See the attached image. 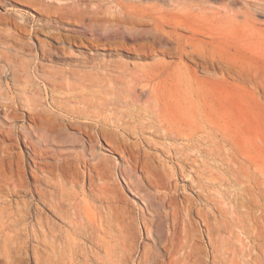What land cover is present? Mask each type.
Returning <instances> with one entry per match:
<instances>
[{
  "label": "bare ground",
  "instance_id": "6f19581e",
  "mask_svg": "<svg viewBox=\"0 0 264 264\" xmlns=\"http://www.w3.org/2000/svg\"><path fill=\"white\" fill-rule=\"evenodd\" d=\"M25 1L34 6L53 8L51 17L71 26H84L85 19L92 21L99 19L100 15L108 14L118 16L123 23L137 27L141 38H151L153 43L167 44L168 39L172 38L163 28L164 24L170 25L165 18H148L139 13L135 6L129 5L128 8V4L120 0ZM145 1L152 2L154 9L158 7V1L166 2L178 12H189L194 18L207 20L208 26H199L192 21L171 22L174 33L179 27L191 33L188 41H182L179 37L173 39L180 60L183 56L199 60L195 61V66L200 67L209 77L219 74L222 78L226 75L235 80H247L251 69L248 64H243V58L254 51V44L228 42L224 40L222 32L227 30L234 34H250L260 37L263 41L260 43L264 44V29L258 27L261 24L256 18L264 16V0ZM125 5L128 9L124 8ZM112 20L102 18L100 21L104 23L103 26H107ZM15 27L26 31L23 26L16 24ZM107 30L108 27H104V34ZM52 32L55 30L52 29ZM47 36L57 42L56 48L64 46V43L75 45L78 39L77 36L74 38L71 34L61 33ZM197 36L207 40L202 41ZM37 41L45 45L42 38H37ZM186 47H191V50ZM60 50L66 54L65 49ZM1 57L6 65L0 66V80L12 82L17 92H10L8 85L3 89L0 84V264H23L30 257L34 264H205L208 252L205 244L201 246L198 243L202 235L207 238L210 246L212 263L222 264L221 255L226 240L236 238L239 234L254 243L248 252L247 263L264 264V190L260 189L264 182V166H260L262 169L258 167L263 178L261 181L256 177L257 172L254 174L250 171L253 166L251 162H241L240 166L238 160L225 161L226 153L223 149L226 145L231 150V156L242 149L234 135L226 127L223 128L228 123L220 117L215 104L207 98L211 82L204 88L202 83L181 80L178 82V86L182 87L181 93L164 99V107L156 114L158 120L154 130L161 131L163 142L152 145L169 158L173 167L169 175L166 164L161 163L163 174L157 175L154 173L155 168L144 157L145 153H141L139 144H129L116 132L120 129L125 134L138 136L149 143L139 132H143L144 128L151 129L152 126L142 124L130 127L124 123H110L105 114L109 103L107 65L102 66L99 79L92 73L96 67L91 66L93 59L88 55L76 64H66L64 68L46 67L39 63L32 68L30 64L18 63V60L6 54L2 53ZM30 68L37 79H41V83L50 85L53 90L59 87L57 78L65 81L70 76L89 82V88L100 87V105L105 113L102 110L98 114L94 112L92 104L93 111L88 107L86 110L64 109L62 116H55L44 105L33 81L30 84H18L19 72L27 73ZM61 137L67 139L65 143L68 145L63 147L67 151L66 156L62 155L58 145ZM98 138L114 153L121 155L124 161L121 169L129 186L144 191L143 186L146 185L155 191L144 194L147 200L146 211L152 216L149 220L143 218L146 235L153 236V248L142 246L140 249L136 233L131 227L132 217L128 212L122 211L123 215L118 214L116 218L112 214V218L109 216V201L106 203L109 207H105L104 213L87 211L79 195L76 196L77 192L70 189V186L66 188L67 184L71 187L80 185L76 178L79 165L88 166L85 169L89 186H92L95 178H110L112 172L104 159L97 160L93 155L88 159L85 155L86 145L92 148ZM172 140H180V143L174 144ZM15 148L18 150L15 151ZM50 159L53 162L48 161ZM209 161L216 170L211 169ZM220 163L227 167L226 177L223 171H219ZM136 171L142 175L137 173V176ZM27 174L32 176V180H28ZM174 177L187 182L194 196L185 195V186H178L173 181ZM226 182L231 187H238L234 190L229 187L226 191L222 188ZM237 189L242 193H238ZM228 200L229 205L225 202ZM252 203L258 208H252ZM56 220L64 223L66 228L58 226ZM198 220L204 228L203 232L193 227L197 226ZM112 226H116L117 232L114 234L110 232ZM157 249L163 250L165 255L158 253ZM253 251L255 255H252ZM231 261L232 264L236 263Z\"/></svg>",
  "mask_w": 264,
  "mask_h": 264
},
{
  "label": "rangeland",
  "instance_id": "374dc122",
  "mask_svg": "<svg viewBox=\"0 0 264 264\" xmlns=\"http://www.w3.org/2000/svg\"><path fill=\"white\" fill-rule=\"evenodd\" d=\"M44 2L49 3L48 0H45ZM120 2L128 4V8L130 6H135L139 13H142V15L147 16L148 18H151L152 16H155V18H165V20L170 22V25L164 24L163 28L172 36V38L168 39L167 44L160 45L153 43L151 38H141L138 34L137 27L127 25V23H123L121 19L119 20L118 16L112 17L108 14L100 15L99 19L92 21L85 19L84 26H71L66 23L57 22L58 20L55 21L54 17H51L54 11L51 7L34 6L33 4L26 3L25 0H1L0 17L2 18H0V22L2 20V24H0V66L6 65V61L1 57L2 53L6 54L9 58L14 57L18 60V63L30 64L32 68L33 65L38 63L46 67L55 66L56 68H61L68 63L73 62L72 64H76L83 56L88 55L93 59L91 66L96 67V70L94 69L92 73L96 74L100 79L99 76L102 71V66L107 65L106 73L109 77V86L107 84V97L109 98V103L107 107L108 111L106 113L104 112V109H101L102 107L100 105V95H102L101 88L96 86L89 88V82L85 80H79L71 76L68 79H65V81L64 79L57 78L59 87H57L56 90H53L50 85L41 83V79H37L33 69L30 68L27 73L19 72L20 77L18 79V84L25 85L30 84V82L33 81L36 90L40 92L42 96V100L45 103L44 105L52 111L55 116H62L64 114V109L86 110L88 107L89 110L92 111L95 109L94 112L97 114L102 110L101 112H104L109 117L110 123H124L130 127L149 124L152 126L151 129L144 128L143 132H139V134L141 133V137L148 140L149 143L141 140L138 136L125 134L121 132L122 130L120 129L116 130V132L129 144H139V148L142 151L141 153H145L144 157L155 168L156 172L154 173L157 175L163 174V163L166 164L165 168L169 175L172 174L171 169L173 167V163L169 161V158L157 151L152 145L155 142L156 144L163 142L161 131L155 132L154 130L158 120L156 114L159 109L164 107V104H162L165 101L164 99H170V97H174L181 93L180 91L182 90V87L178 86V82L181 80L202 83L204 88L208 82H211L212 87L210 86L211 88L207 98L215 104L220 117L228 123L223 128L226 127V130L234 135V139L240 146V150L242 149L238 154L231 156V150H229V146L226 145L223 149L226 153L225 161L228 162L231 159H234L237 162L238 160V165L240 166L241 162H246L247 164L251 162L253 166L250 171L254 174L257 172L256 177L263 181L261 172L258 168L260 166L263 168L264 166V44L260 43L263 42L262 39L255 35V37H253V35L250 34H248V36L245 33L243 35V33L234 34L227 30H225V32L223 31L222 36L224 37V40L226 39L228 42L238 44L250 43L249 45L254 44L252 45L254 51L252 50L250 55L246 54L243 58V64H248V68L251 69L250 75L247 80L244 81L241 79L235 80L226 75L222 78L219 74L215 75V77H209L200 67H197V65L195 66L196 60H192L186 56H183L180 60L179 54L175 51L176 42L173 41V39L179 37L182 41H185L191 36V33L183 27L177 28L174 33V28H172L173 26L171 25V22L173 23V21L177 20V23L192 21L199 26H208L207 20L194 18L189 12H178V10L173 9L172 6L167 5L166 2L162 1H158L159 5L155 9L154 7L152 8L153 3L150 1L120 0ZM122 3H120V6H123ZM53 4L55 5V3ZM118 5L116 4L115 6ZM126 6L127 5H125L124 8H127ZM262 16H256V18L261 24L258 27L264 29V16ZM102 18L113 20L107 26H103L104 23L100 21ZM115 18H117L118 21L117 19L114 20ZM4 20L5 22H3ZM119 21H121L120 25L118 24ZM16 24L25 27L26 31L23 32L16 29ZM104 27H108L106 34L103 32ZM50 28H52L53 31L55 30L56 33L65 35L71 34L74 38L77 36L76 38L78 39L76 44L64 43V46L62 45L56 48L58 46L57 42L47 36L56 34L55 32H52V29ZM197 37L202 41L207 40L203 36ZM37 38H42L45 45H40ZM186 41H188V39ZM46 42L48 44H46ZM79 44H81L82 47ZM150 45H152V47H149ZM59 48L65 49L66 54H63L65 52ZM186 48L191 50V47ZM43 49L47 51H44ZM201 49H204V47H201ZM47 54L49 55L47 56ZM77 68L78 67H76V69ZM79 69L80 68L77 70ZM88 69L89 68L85 70ZM11 83L6 82L4 79L0 80L3 89L8 85V90L10 89L9 91L15 94L17 90H15L14 85ZM98 91L100 95L98 94ZM93 96L95 98H93ZM157 100L159 101L158 103ZM92 104H94V109L91 107ZM222 114H224V116H222ZM79 122L83 121L80 120ZM70 134L73 136L71 132ZM59 140L60 142L58 145L63 153L62 155L66 156L67 151L63 147L67 144L65 143L67 139L61 137ZM172 142L174 144H179L180 140H172ZM86 148L87 151L85 152V155L88 159L93 155L97 160H105V163L111 169V176L107 180L102 179L103 181L95 178L92 186H89V181L87 179L88 174L85 169L88 168V166L83 167L82 165L81 167V165H79L77 168L78 170H76V178L80 182V185L71 187V185L67 184L66 188L69 189L70 186V189H74L73 191L78 193H76V196L79 195L78 197L84 203L83 205L86 207L87 211L104 213L105 207L109 204L111 208L109 216L113 214L116 218L119 217L117 216L118 214L123 215V212H128L132 217L131 227L133 232L136 233V241L138 242L140 249L142 246H148L151 248L153 244V236L146 235L143 218L149 220L152 215L146 211L147 200L144 197V194H152L155 191L146 185L143 186L145 188L144 191H141V189L135 188L134 186H129L121 169L124 166V161L121 155L119 153H114L102 139L98 138L97 143H95L92 148L87 144ZM79 149L80 148H78V150ZM14 150L17 151L18 149L15 148ZM205 159L207 160V158H204V160ZM249 159H251V161ZM48 161L53 162L51 159ZM209 162L211 163V169L216 170L217 168L214 167L212 162ZM254 163H256V165ZM218 166L220 167L219 171H223L222 173L224 177H226V165L220 163ZM255 169H257V171ZM137 173L142 175L140 171H136V174ZM258 175H260L261 178ZM26 177L28 180H32L30 174H27ZM174 178L172 179H174L173 181L176 182L178 186H185V195L194 196V193L190 190L189 186H187V182H183L177 177ZM235 186L231 187L226 182L223 184L222 188L226 189V191L229 189L234 190V188L238 187L237 185ZM260 186H262L260 189L264 190V182L261 183ZM254 190H256V188H254ZM238 191V193H242V191ZM180 194L181 190L179 192V195ZM81 196L83 198H81ZM179 197H181V195ZM27 198L30 199L29 197ZM78 199L77 201H79ZM257 199L261 202L260 198ZM225 202L229 205V200ZM251 207L254 209L258 208L255 204ZM143 211L144 215L142 216ZM192 220L195 221V218L192 217ZM56 223L58 226L64 229L66 228L64 223L59 222V220H56ZM112 227L113 228H111L110 232L111 234H114L117 232L115 231L116 226ZM193 227L200 232L204 229L200 220H198L197 226ZM249 240L250 239L243 234H239L236 238H228L226 240V245L223 247V256L221 255L222 264L223 261H225V264H232L231 259L233 262L236 261L234 264H248V252L253 248L252 246H254V243H251V241L249 242ZM198 243H200L201 246L204 244V246H206L207 250H205L208 252V259L205 261V264H213L209 254L210 246L208 245L207 238L203 235L200 236ZM248 245L250 246L248 247ZM156 251L160 254L165 253L161 249H157ZM252 255H255L254 251L252 252ZM23 264H34V260L30 257L25 259Z\"/></svg>",
  "mask_w": 264,
  "mask_h": 264
}]
</instances>
